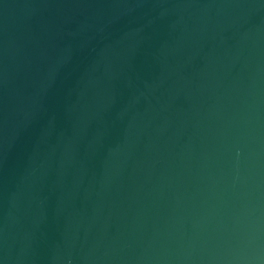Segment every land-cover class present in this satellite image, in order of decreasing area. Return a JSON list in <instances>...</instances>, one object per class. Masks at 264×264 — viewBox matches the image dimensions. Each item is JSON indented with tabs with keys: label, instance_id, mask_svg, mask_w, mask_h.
<instances>
[{
	"label": "water",
	"instance_id": "water-1",
	"mask_svg": "<svg viewBox=\"0 0 264 264\" xmlns=\"http://www.w3.org/2000/svg\"><path fill=\"white\" fill-rule=\"evenodd\" d=\"M0 264H264V0H0Z\"/></svg>",
	"mask_w": 264,
	"mask_h": 264
}]
</instances>
